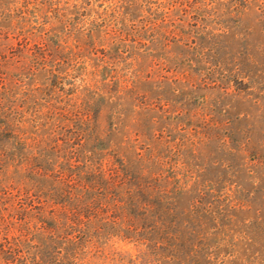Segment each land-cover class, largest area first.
I'll use <instances>...</instances> for the list:
<instances>
[{
  "label": "trees",
  "instance_id": "1",
  "mask_svg": "<svg viewBox=\"0 0 264 264\" xmlns=\"http://www.w3.org/2000/svg\"><path fill=\"white\" fill-rule=\"evenodd\" d=\"M52 3L0 0V264H216L223 204L201 192L180 208L189 181L115 151L100 117L122 83L89 78L48 27Z\"/></svg>",
  "mask_w": 264,
  "mask_h": 264
},
{
  "label": "rangeland",
  "instance_id": "2",
  "mask_svg": "<svg viewBox=\"0 0 264 264\" xmlns=\"http://www.w3.org/2000/svg\"><path fill=\"white\" fill-rule=\"evenodd\" d=\"M52 1L48 27L89 78L122 83L100 117L115 151L189 181L180 208L201 192L223 204L216 264H264V0Z\"/></svg>",
  "mask_w": 264,
  "mask_h": 264
}]
</instances>
